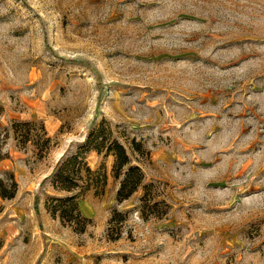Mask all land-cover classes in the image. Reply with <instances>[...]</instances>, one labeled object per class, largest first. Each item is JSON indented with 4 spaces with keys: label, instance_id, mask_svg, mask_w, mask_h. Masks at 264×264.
Wrapping results in <instances>:
<instances>
[{
    "label": "rangeland",
    "instance_id": "1",
    "mask_svg": "<svg viewBox=\"0 0 264 264\" xmlns=\"http://www.w3.org/2000/svg\"><path fill=\"white\" fill-rule=\"evenodd\" d=\"M102 121L144 180L118 203L87 153L107 181L78 233L51 175ZM0 193V264H264V0H0Z\"/></svg>",
    "mask_w": 264,
    "mask_h": 264
},
{
    "label": "trees",
    "instance_id": "2",
    "mask_svg": "<svg viewBox=\"0 0 264 264\" xmlns=\"http://www.w3.org/2000/svg\"><path fill=\"white\" fill-rule=\"evenodd\" d=\"M36 126L34 123H17L13 125V129L19 143L33 144L37 150V156L41 158L50 150L52 139L48 137L43 124H40L39 130L36 131L39 133L32 135L31 132ZM119 138L114 135L111 125L102 121L88 134L84 145L77 153L57 164L51 175V185L55 191L63 195L49 200L47 210L53 219H59L63 225L72 227L78 233L85 232L90 221L80 214L78 199L90 191H93L96 196L102 195L107 181L103 169L93 171L88 166L86 156L90 152L96 153L103 159L109 157L113 159L111 173L113 179L119 183L116 194L118 203L129 200L138 191L144 180V174L139 164H133V161L138 163V156L143 155L141 144L134 139L121 142ZM0 195L3 199H11L14 193L11 195L0 193ZM125 217L114 211L109 226L119 220L123 221ZM118 235L111 239L117 240Z\"/></svg>",
    "mask_w": 264,
    "mask_h": 264
}]
</instances>
